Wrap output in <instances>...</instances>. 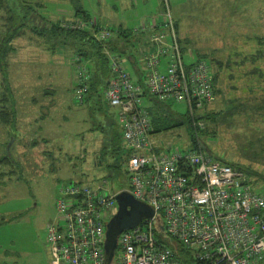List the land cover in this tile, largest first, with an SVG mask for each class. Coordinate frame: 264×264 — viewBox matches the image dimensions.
<instances>
[{"label": "rangeland", "instance_id": "obj_1", "mask_svg": "<svg viewBox=\"0 0 264 264\" xmlns=\"http://www.w3.org/2000/svg\"><path fill=\"white\" fill-rule=\"evenodd\" d=\"M168 2L185 57L203 58L215 73V97L198 111L202 126L183 102L160 105L167 126H156L157 145L202 143L212 158L250 173L263 190L264 0ZM165 18L163 0L4 1L0 34L17 35L0 64V264L50 263L47 225L60 217L61 184L102 182L114 191L129 185L121 165L112 163H121L125 148L105 87L86 91L82 101L78 96V64L98 67L80 59L78 42L55 35L53 26L87 28L93 19L119 30L111 38L117 37L121 59L133 77L143 78L128 55L142 66L149 44L141 24ZM101 74L106 80L108 73Z\"/></svg>", "mask_w": 264, "mask_h": 264}, {"label": "built area", "instance_id": "obj_2", "mask_svg": "<svg viewBox=\"0 0 264 264\" xmlns=\"http://www.w3.org/2000/svg\"><path fill=\"white\" fill-rule=\"evenodd\" d=\"M164 14L165 20L150 26L149 50L140 54L141 82L117 54L104 51L110 69L104 94L122 127L129 185L114 191L102 182L61 184L60 217L47 225L50 264H106V223L118 210L116 194L122 190L150 205L154 214L118 234L109 264H185L183 255L189 264H256L264 256V190L256 191L241 168L212 158L202 143L161 147L154 138L143 92L159 102H183L200 126L198 111L215 97L210 65L185 57L168 8ZM96 28L98 40L119 32ZM80 65L82 101L90 75L87 65Z\"/></svg>", "mask_w": 264, "mask_h": 264}, {"label": "trees", "instance_id": "obj_3", "mask_svg": "<svg viewBox=\"0 0 264 264\" xmlns=\"http://www.w3.org/2000/svg\"><path fill=\"white\" fill-rule=\"evenodd\" d=\"M4 1L5 0H0V8L2 7ZM92 27L95 30V29H97L96 27H98V26L95 24H94V26H89L87 28L86 27L85 28H75V27H67L66 28L65 26H59V25L53 26V29H54L53 32H55V35L63 34L64 38L70 37V38L75 39L78 42L76 50H77V54H78L80 59L89 58L90 61L95 63L96 66L98 67V68H96L95 71L89 70L91 74H90V77L86 81L87 87H88L87 91L97 90V88L100 84H103V86L105 87L107 81L110 78V69L108 67V57L103 51L104 47H107V49L111 53L117 54L120 58L123 57L120 54L121 49L119 48V45H117V41H116L117 37H114V38L109 37L108 39H105V40L104 39L98 40L94 36V30ZM11 32L10 33L5 32L4 34H0V64H2L3 66L6 65V63H4V58L7 54V52H9V50H11L10 41L14 38V36L17 35L16 31H13V33H11ZM88 48H89V50H86ZM101 71L103 72V74L108 73L106 80L103 79ZM138 80L140 82L141 79H138ZM160 105H162L161 102H155L154 106L152 108H150L151 120L153 122V126H155L154 131H156V126H158V125L163 124L164 126H167L165 121L162 120L163 116L161 117V114L159 111V110H161ZM203 147L205 149V145ZM112 148H113V150H115L116 146H114V144H112ZM113 163H115L114 167L116 166V168L120 165L118 161H116V162L114 161ZM226 163H228V162H226ZM181 258H182V262L185 264H189L191 262V259L188 255H183V256H181ZM256 264H264V256L261 260H258L256 262Z\"/></svg>", "mask_w": 264, "mask_h": 264}, {"label": "water", "instance_id": "obj_4", "mask_svg": "<svg viewBox=\"0 0 264 264\" xmlns=\"http://www.w3.org/2000/svg\"><path fill=\"white\" fill-rule=\"evenodd\" d=\"M118 203L117 212L106 223L105 255L106 264L113 258L118 234L126 228L135 226L143 217H151L154 214L153 208L147 203L136 199L126 190L116 194ZM155 226L162 230L159 217L155 220Z\"/></svg>", "mask_w": 264, "mask_h": 264}, {"label": "crops", "instance_id": "obj_5", "mask_svg": "<svg viewBox=\"0 0 264 264\" xmlns=\"http://www.w3.org/2000/svg\"><path fill=\"white\" fill-rule=\"evenodd\" d=\"M163 4H164V13H165V10H166V8H168V10L170 9L169 8V2H168V0H163ZM169 13H170V10H169ZM171 14V13H170ZM174 19V18H173ZM163 20V19H162ZM161 20V21H162ZM160 21V22H161ZM174 21H175V19H174ZM153 22H155V23H160V22H158L156 19H153V21L152 22H150V23H148V24H141L142 25V29L143 30H146V31H148V32H146V35H147V37H149V34L151 33V28H150V26L153 24ZM145 38V40H146V44L148 43L149 44V41H148V38ZM147 44V45H148ZM149 46V45H148ZM128 58L130 59V61L132 62V65H133V67H134V70L136 71V72H138L139 71V73L140 72H142L141 73V75L143 74V66H140V64H138L137 63V61H136V57H135V55L134 54H132V53H130L129 55H128ZM211 72H212V70H211ZM212 75H213V81H214V78H215V73L213 74V72H212ZM135 79L137 80V81H139L138 79H141V77H135ZM142 81V79L140 80V82ZM145 100H147V102H145ZM142 102H143V104L144 103H147L145 106H146V108L148 109V112H149V114H150V108H152L153 106H154V103L155 102H159V101H157L154 97H152L150 94H148V93H144L143 92V95H142ZM162 103V105H166L165 107L167 108V105H171L172 103H164V102H161ZM115 109H116V107H115ZM168 110H169V108H168ZM116 111H117V109H116ZM169 112H173V110H170ZM150 117H151V115H150ZM117 120H118V118H117ZM119 122V121H118ZM153 123V122H152ZM119 125L121 126V124L119 123ZM153 128H155V126H153ZM157 133V132H156ZM121 134H122V127H121ZM123 138V137H122ZM121 146L123 147V149L125 148V146H124V142H123V144H121ZM121 146H119V148L121 147ZM109 147H110V145H109ZM109 149H111V148H109ZM125 155H124V157L122 158V161H121V163H119L120 165H121V167L123 168V170H124V172L126 173V170H125ZM114 162V161H113ZM112 162V163H113ZM116 162V161H115ZM244 172H245V170H244ZM245 176H246V178H247V180H248V182L253 186V184L249 181V177L251 176L250 175V173H248V172H245ZM251 178H253V177H251ZM100 183V182H99ZM94 184H96V183H94ZM254 188H257V187H255V186H253ZM260 187H262V186H260ZM59 189V188H58ZM258 189V188H257ZM259 190V189H258ZM264 190V189H263ZM57 220V219H56ZM50 263H51V259H50ZM49 263V264H50Z\"/></svg>", "mask_w": 264, "mask_h": 264}]
</instances>
